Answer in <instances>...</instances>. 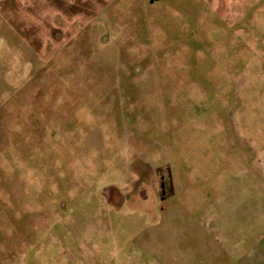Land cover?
<instances>
[{
    "label": "rangeland",
    "instance_id": "obj_1",
    "mask_svg": "<svg viewBox=\"0 0 264 264\" xmlns=\"http://www.w3.org/2000/svg\"><path fill=\"white\" fill-rule=\"evenodd\" d=\"M224 1L0 0V264H264V0Z\"/></svg>",
    "mask_w": 264,
    "mask_h": 264
},
{
    "label": "crops",
    "instance_id": "obj_2",
    "mask_svg": "<svg viewBox=\"0 0 264 264\" xmlns=\"http://www.w3.org/2000/svg\"><path fill=\"white\" fill-rule=\"evenodd\" d=\"M224 2H226V0Z\"/></svg>",
    "mask_w": 264,
    "mask_h": 264
},
{
    "label": "flooded vegetation",
    "instance_id": "obj_3",
    "mask_svg": "<svg viewBox=\"0 0 264 264\" xmlns=\"http://www.w3.org/2000/svg\"><path fill=\"white\" fill-rule=\"evenodd\" d=\"M162 184H163V182H162Z\"/></svg>",
    "mask_w": 264,
    "mask_h": 264
}]
</instances>
